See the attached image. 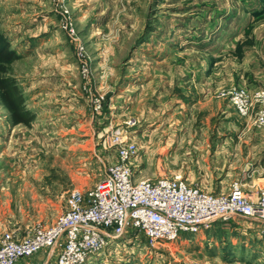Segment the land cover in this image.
I'll use <instances>...</instances> for the list:
<instances>
[{
  "label": "rangeland",
  "instance_id": "rangeland-1",
  "mask_svg": "<svg viewBox=\"0 0 264 264\" xmlns=\"http://www.w3.org/2000/svg\"><path fill=\"white\" fill-rule=\"evenodd\" d=\"M263 25L264 0H0V38L20 57L5 76L35 115L14 126L0 101V238L52 225L71 190L92 188L116 160L117 129L137 148L136 178L263 186L264 171H240V145L264 128L225 96L246 90L239 59ZM257 228L236 217L154 247L128 232L89 264H264ZM55 259L43 249L17 264Z\"/></svg>",
  "mask_w": 264,
  "mask_h": 264
},
{
  "label": "built area",
  "instance_id": "built-area-1",
  "mask_svg": "<svg viewBox=\"0 0 264 264\" xmlns=\"http://www.w3.org/2000/svg\"><path fill=\"white\" fill-rule=\"evenodd\" d=\"M225 96L240 117L254 113L255 125L264 128V90L233 89ZM95 102L98 111L100 104ZM126 125L130 129L133 122ZM119 130L109 137L114 164L92 188L71 190L52 225H37L20 238L4 233L0 264H17L43 249L56 251V264H89L128 232L143 236L154 247L207 232L216 223L236 217L258 223L259 236L264 238V185L245 190L235 183L228 193L214 194L188 184L180 174L136 178L132 162L137 148Z\"/></svg>",
  "mask_w": 264,
  "mask_h": 264
},
{
  "label": "crops",
  "instance_id": "crops-1",
  "mask_svg": "<svg viewBox=\"0 0 264 264\" xmlns=\"http://www.w3.org/2000/svg\"><path fill=\"white\" fill-rule=\"evenodd\" d=\"M253 41L254 45L243 51L239 59L249 60L247 64L243 62L240 69L242 75L237 81V85L248 91L264 89V25L259 29V34L253 37ZM242 136L253 141L249 144L240 145V147L249 148V154L245 155L248 159L241 163L240 171L255 170L257 173H262L264 171V131L248 132ZM175 174L179 173H173L171 176ZM257 178L259 179L256 181L262 180L260 177ZM252 183H255L254 180Z\"/></svg>",
  "mask_w": 264,
  "mask_h": 264
},
{
  "label": "trees",
  "instance_id": "trees-1",
  "mask_svg": "<svg viewBox=\"0 0 264 264\" xmlns=\"http://www.w3.org/2000/svg\"><path fill=\"white\" fill-rule=\"evenodd\" d=\"M8 45L0 38V101L11 116L12 125H28L35 120V115L24 108V100L17 85L7 78L6 64H12L20 57L8 49Z\"/></svg>",
  "mask_w": 264,
  "mask_h": 264
},
{
  "label": "bare ground",
  "instance_id": "bare-ground-1",
  "mask_svg": "<svg viewBox=\"0 0 264 264\" xmlns=\"http://www.w3.org/2000/svg\"><path fill=\"white\" fill-rule=\"evenodd\" d=\"M196 235H197V234H196ZM199 235H202V234H201V233H200V234L198 233V236H199ZM200 237H202V236H200ZM205 237H206V236H205ZM180 239H181V238H179L178 240H180ZM188 239H189V238H188ZM117 243H119V241H118Z\"/></svg>",
  "mask_w": 264,
  "mask_h": 264
}]
</instances>
